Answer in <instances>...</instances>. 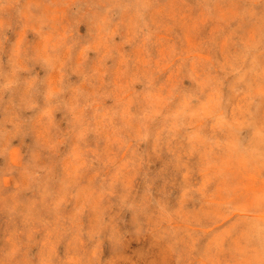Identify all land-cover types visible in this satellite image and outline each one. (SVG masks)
<instances>
[{
    "label": "clouds",
    "instance_id": "clouds-1",
    "mask_svg": "<svg viewBox=\"0 0 264 264\" xmlns=\"http://www.w3.org/2000/svg\"><path fill=\"white\" fill-rule=\"evenodd\" d=\"M0 264H264V0H0Z\"/></svg>",
    "mask_w": 264,
    "mask_h": 264
}]
</instances>
